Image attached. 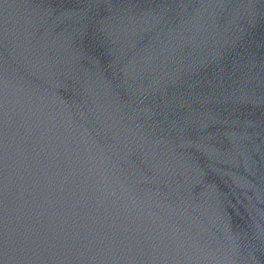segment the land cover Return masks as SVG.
<instances>
[{
	"label": "water",
	"instance_id": "water-1",
	"mask_svg": "<svg viewBox=\"0 0 264 264\" xmlns=\"http://www.w3.org/2000/svg\"><path fill=\"white\" fill-rule=\"evenodd\" d=\"M0 264H264V0H0Z\"/></svg>",
	"mask_w": 264,
	"mask_h": 264
}]
</instances>
